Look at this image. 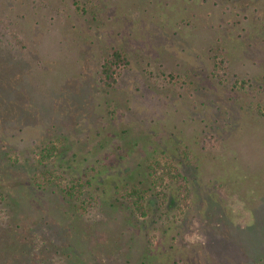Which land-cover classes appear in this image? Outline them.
I'll return each mask as SVG.
<instances>
[{
    "label": "rangeland",
    "instance_id": "obj_1",
    "mask_svg": "<svg viewBox=\"0 0 264 264\" xmlns=\"http://www.w3.org/2000/svg\"><path fill=\"white\" fill-rule=\"evenodd\" d=\"M98 1L102 11L96 22L91 15L71 17V0L60 4L74 33L64 32L60 19L52 25L46 10L41 11L37 46L42 64L25 74L19 86L28 96L25 113L18 120L11 116L0 121V187L16 201L18 222L45 216L59 231L70 224L64 212L69 207L58 188L39 190L31 180V153L46 136L67 144L49 167L66 178L93 177L97 193L110 203L122 201L121 193L127 183L135 182L138 165L148 153L164 148L181 171H196L193 195L187 207L173 204L168 214L156 213L158 218L152 217L146 227L132 225L126 206L108 210L105 228L114 234L107 237L117 235L118 261L264 264V119L253 114L256 103L264 106V95L231 101L210 75L212 49L224 48L230 80L239 75L264 81V70L252 64L239 42L264 19V2ZM32 5V0H0V14L11 20L26 14L28 31L34 19ZM61 13L53 14L54 20ZM112 47L125 50L131 65L116 88L104 92L97 74L103 53ZM149 63L167 73L193 77L196 90L157 87L141 71ZM205 134L218 141L206 143ZM183 146L190 151L188 160H182ZM173 189L172 202L179 199ZM73 234L67 238L72 243L69 264H93L92 245ZM148 235L157 236L152 240L160 245L148 246ZM64 242L62 236L57 243ZM36 257L28 264H38L40 256ZM60 259L51 261L67 264Z\"/></svg>",
    "mask_w": 264,
    "mask_h": 264
},
{
    "label": "trees",
    "instance_id": "obj_2",
    "mask_svg": "<svg viewBox=\"0 0 264 264\" xmlns=\"http://www.w3.org/2000/svg\"><path fill=\"white\" fill-rule=\"evenodd\" d=\"M66 1L32 0L34 19L33 22H27L29 25L28 31V26L27 28L24 26L25 20H27L26 14H19V18L15 20H11L8 15L4 17L3 14H0L1 122L8 121L11 116L18 120V116L25 113L24 105L28 103V96L26 91L20 89L19 86L25 74L29 73L33 67H40L42 64V61L38 58L39 50L37 46V43L41 42L39 31L40 25L43 23L41 11L46 10L45 12L51 19L52 25L66 26L64 32L74 33L73 29L76 28L73 24L69 28L66 9L60 7V4H65ZM229 2L243 5L245 3L258 4L264 1L229 0ZM71 5L74 12L71 17H77V15L88 17L91 15L93 21L100 20L98 13L102 11V7L98 0H71ZM59 11H63V13L57 18L55 17L56 20H54L53 14H57ZM59 19L60 22L58 21L57 24ZM245 36L239 42L245 47L252 64L264 70V19L259 26H256V29L250 28ZM211 60L210 75L221 87L226 89L229 100L235 102L238 98L249 96L263 97V80L239 75H233V79H229L230 60L224 48L212 49ZM130 65L131 60L125 50L112 47L104 52L97 74L101 89L104 92L114 90L123 73L130 68ZM141 71L147 80L157 87L167 88L173 92L186 87L196 90L195 80L189 75L176 71L167 73L164 69H158L156 65L153 66L150 63L147 67L142 66ZM112 108L111 105L110 113L115 115L116 110ZM253 114L259 120L264 119V106L262 103H256ZM204 139L206 143L218 141L217 137L211 134H205ZM178 143L182 145L181 142ZM127 145L132 147L129 143ZM61 147H67L65 141L50 134L45 137L36 150L32 151L33 167H31L34 170L31 180L39 190H47L54 186L56 189L58 188L59 196L69 207V210L64 212L67 215L68 222L70 221L69 223L72 224L71 228L74 232H72L70 224L65 225L63 231H59L55 228V221L52 222L51 219L45 216L30 223L18 222L16 217L18 209H15L17 206L16 201L12 200L11 196L2 191L0 187V205L3 202L6 204V207H0V264H7L6 260H9L11 264H28L33 260L36 262V256H40L37 259L38 264H54L51 260L57 258V256L61 258L60 260L69 264L72 259V243H68L67 238L71 237L73 233L81 241L88 242L90 247L92 245L93 264H122L120 260L118 261L120 250L117 235L110 237L114 234L105 228L108 210H117L126 206L131 214L130 222L133 223L132 225L134 227H146L152 217L154 219L158 218L156 213L168 214V211L172 210L173 204L176 207L178 204L179 207H187L189 198L193 195L191 188L193 182L191 181H196V171L194 170L192 174L191 172L188 174L181 171L175 159L167 155L165 149L162 148L159 152L154 150L153 154L148 153V157L138 165L135 182L127 183L121 193V202H107L102 195L97 193L99 188L98 186L95 187L93 177L87 178V175H83L66 178L57 169L49 167V163L58 156ZM183 148L181 151L182 160H188L191 157L190 151L187 146H183ZM5 154L11 158L9 152ZM14 156L17 157L16 153ZM121 158L120 156L119 159ZM182 160H179V165L183 164ZM188 165H191L190 162H188ZM93 169L95 170L94 167ZM97 174L102 175L103 171H99ZM172 188H174L173 193L176 198H179L178 201L173 200L172 202L170 200L169 194ZM17 234H19V240L15 239ZM107 235L110 236L107 237ZM62 236L66 238V242L58 244L57 242L61 241ZM175 237L173 238L175 239ZM152 238L155 240L157 236L153 235V237L147 239L148 246L160 245ZM179 261L182 260L179 259ZM179 261L176 260L175 264H179ZM145 262L143 261L142 264H145ZM126 263L129 262L126 260Z\"/></svg>",
    "mask_w": 264,
    "mask_h": 264
}]
</instances>
